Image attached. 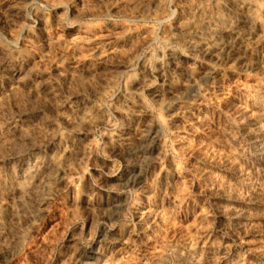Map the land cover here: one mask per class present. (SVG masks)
Here are the masks:
<instances>
[{"label":"rangeland","instance_id":"1","mask_svg":"<svg viewBox=\"0 0 264 264\" xmlns=\"http://www.w3.org/2000/svg\"><path fill=\"white\" fill-rule=\"evenodd\" d=\"M263 130L264 0H0V264H264Z\"/></svg>","mask_w":264,"mask_h":264},{"label":"bare ground","instance_id":"2","mask_svg":"<svg viewBox=\"0 0 264 264\" xmlns=\"http://www.w3.org/2000/svg\"><path fill=\"white\" fill-rule=\"evenodd\" d=\"M261 122L262 121H257V122H255L257 125H259V126H262L263 124H261ZM264 131V130H263ZM142 201H143V197H142V195L140 194L139 195V197H138V200H137V205H140L141 203H142ZM162 264H164V263H162Z\"/></svg>","mask_w":264,"mask_h":264}]
</instances>
